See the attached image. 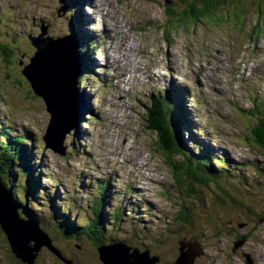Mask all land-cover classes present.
I'll use <instances>...</instances> for the list:
<instances>
[{
	"label": "rangeland",
	"instance_id": "rangeland-1",
	"mask_svg": "<svg viewBox=\"0 0 264 264\" xmlns=\"http://www.w3.org/2000/svg\"><path fill=\"white\" fill-rule=\"evenodd\" d=\"M74 1L83 2L77 22L64 9L65 0H0V126L26 136L27 155L33 157L26 166L34 165L40 175L36 186L17 162L5 177L8 189L14 185L23 200L20 216L29 218L24 206L32 211L72 264H102L87 235L75 229L63 239L53 221L64 218L52 212L50 201L77 228L86 227L104 191L100 234L150 251V257H160L156 264H177L182 250H201L190 264H264V149L252 134V115L262 111L264 99V1L241 0L247 18L235 19L229 4L230 11H221L224 20L187 26L177 21L187 6L182 0ZM95 1L101 7L90 11ZM44 28L53 40L79 38L82 29L86 42L101 41L87 53L82 52L86 45L75 42L80 59L89 64L78 79L87 112L64 142L66 156L46 148L43 137L51 117L22 75L36 51L28 35L37 37ZM175 89L190 94L184 104L186 120L195 122L194 138L230 164L226 172L214 162L224 174L218 183L186 176V183L178 184L156 136L146 129L154 98ZM191 135L183 134L185 146L198 154ZM176 161L185 163L184 157ZM183 169L188 171L186 163ZM184 204L193 207V215ZM118 210L121 225L116 227ZM0 264H21L1 229ZM35 264L63 263L43 248Z\"/></svg>",
	"mask_w": 264,
	"mask_h": 264
},
{
	"label": "trees",
	"instance_id": "trees-1",
	"mask_svg": "<svg viewBox=\"0 0 264 264\" xmlns=\"http://www.w3.org/2000/svg\"><path fill=\"white\" fill-rule=\"evenodd\" d=\"M263 1L264 0H258V2ZM182 2L187 6L186 9L182 12V18L177 21L179 24L185 26L190 23L196 24L197 22H201L202 20H224L223 17L225 14H223L221 11H230L229 4L234 6L232 8H234L235 19H239L241 16H243L242 18H247V16L250 14L249 12H244L245 4L241 2V0H182ZM252 5L254 6V4ZM69 11H74L72 9V6ZM169 12L174 11L169 10ZM173 14L175 16H178V14ZM255 27L257 28V26ZM87 49V47L84 48L82 52L87 53ZM85 65L89 64H86V59L84 64L83 59L84 68H86ZM81 86L83 88L85 87L84 81H81ZM179 93L180 91H177V89H175L173 93L171 91L168 92L167 95H163L162 97L158 96L154 98V103L146 114V129L148 132L156 136L157 147L158 149H161L162 154L166 158V164L172 170L173 177L178 184L183 186L184 183H186L187 177L189 178L190 176L193 178H198L199 181H215L216 183H218L217 178H219L220 176H224V174L222 171L215 169L214 162H221L225 171L230 170L227 168L230 166V164L227 159L213 154V151L207 149L205 145L197 141V138H194L197 137V134L193 133L194 128L192 127V125H195V122L193 119H188V121L186 120L187 109ZM259 109H262V111L256 110V112H254V114L252 115L253 119H255L256 121L255 125L252 126V134L256 139L255 143L257 144V146L263 147L264 149V99L262 100ZM250 113L252 114L253 112ZM4 131L5 130L0 126L1 178L5 181V177H8L12 173L11 170L13 169V166L17 165V162H20L18 164L22 163V167H20L21 171L27 175V178L32 181L33 184L35 183L36 186H39V183L34 180V178L39 180L40 175L38 178L35 175V170H33L34 165L28 164L26 166L27 161L30 160L31 162L33 158L31 157V153H29V156L27 155V147L24 145L26 141H28V139L24 135L15 136L11 133V131ZM185 132H189L190 134H192L191 136L193 137V143L198 146L200 150L198 154H195L190 149L188 151V149L186 148L183 138V134ZM24 155H27V160L24 159ZM179 157H184L188 171L183 169L185 163L180 165L179 162L176 161V159ZM30 165L31 167L28 170V167ZM182 170L184 171L182 172ZM103 188V190H105V187ZM10 192L12 194L14 204L17 206V208H19L20 205H24L23 200L15 191L14 185ZM103 193H101L100 195L101 199L96 200L94 202L95 219H92L86 227L81 226L79 224V227L77 228L75 224L70 219H68L70 218V216H63L65 213H63V215L60 214V209L58 210L59 206L55 204L54 200L50 201L52 212L55 214H59L64 218V220L59 221L58 223L53 221L54 228L58 229L61 232V234L64 236V238L62 237L64 240L65 238L68 239L72 237L73 231L75 233V229H77L76 232H79L83 235H87L97 247V249H99L103 245H123V243H117L114 239L110 240L114 241L115 243L110 244L111 241L106 239V236H104V234H100L103 232V226L105 221V214L103 213L104 208L102 206V203H104ZM24 208L25 212L27 213V216L38 222L35 217V214L29 209H27L25 206ZM192 208L193 207L186 208V205L184 204V210L186 209L189 214L193 215ZM119 218L121 217L118 210L115 213L114 217V225H116V227L121 225Z\"/></svg>",
	"mask_w": 264,
	"mask_h": 264
},
{
	"label": "water",
	"instance_id": "water-1",
	"mask_svg": "<svg viewBox=\"0 0 264 264\" xmlns=\"http://www.w3.org/2000/svg\"><path fill=\"white\" fill-rule=\"evenodd\" d=\"M36 49L30 63L22 70L34 95L44 101L50 122L43 141L47 149L66 156L64 142L80 123L83 106L78 94V79L82 69L80 56L73 40L68 37L53 40L46 31L31 38ZM23 66V64H20ZM0 229L6 236L11 253L21 264H35L43 248H47L63 264H72L54 247L49 236L38 223L27 222L17 211L12 194L0 176ZM239 245V244H238ZM237 245V246H238ZM177 264H190L200 253L181 251ZM102 264H156L159 258L149 252L140 253L126 245H104L98 249Z\"/></svg>",
	"mask_w": 264,
	"mask_h": 264
},
{
	"label": "bare ground",
	"instance_id": "bare-ground-1",
	"mask_svg": "<svg viewBox=\"0 0 264 264\" xmlns=\"http://www.w3.org/2000/svg\"><path fill=\"white\" fill-rule=\"evenodd\" d=\"M73 1H74V0H73ZM74 2H75V1H74ZM76 3L79 4V6H81V5L83 4L82 1H81L80 3H79V2H76ZM90 3H92V1H91ZM80 4H81V5H80ZM93 5L96 6L97 8H100V7H101V6L98 5L97 2L95 1V2H93V4H90V11H91V7H92ZM86 7H87V6H86ZM78 10H79V8H78ZM101 11L103 12V10H101ZM90 14H91V13H90ZM92 19H94V17H93ZM92 19H91V20H92ZM94 20H95V19H94ZM89 23H90V22H89ZM91 23H92V22H91ZM82 35H83L82 33H81L80 35H78L79 38H85V37H82ZM99 36H100V35H99ZM85 39H86V38H85ZM100 42H101V41H100ZM81 43H82L83 45H86V40H81ZM94 44H98V43H94ZM94 44H93V45H94ZM99 44H100V43H99ZM201 55H202V54H201ZM91 56H92V53H91ZM174 56H175V55H174ZM170 57H171V56H170ZM110 62H111V57L108 56V63H110ZM86 63H87V60H86ZM84 64H85V62H84ZM87 64H88V63H87ZM81 72H82V71H80V74H81ZM172 75H173V74H172ZM177 76H179V75H177ZM177 76H176V77H177ZM171 78H172V76H171ZM78 94H79V91H78ZM189 95H190V94L188 93V94H187V97H184L182 100H183L184 102H186V101H185V98H187V101H189V98H188ZM79 96L81 97V94H79ZM89 97H90V96H89ZM92 97H93V96H92ZM152 98H154V97L152 96ZM94 99H95V98H94ZM191 100H192V99H191ZM93 101H94V100H93ZM192 101H193V100H192ZM82 105H83V104H82ZM68 136H69V135H68ZM68 136H67V137H68ZM2 180H3V179H2ZM3 181H4V180H3ZM23 219H24V218H23ZM29 219H30V218L25 219V220H26L27 222H29ZM34 222H35V221H34ZM36 224H37V222H36ZM38 226H39V224H38ZM40 230H41V229H40ZM115 245H119V244H115ZM121 245H122V244H120L119 246H121ZM123 245H124V244H123ZM108 246L111 247V246H113V245H108ZM133 250H134V249H133ZM135 250H137V249H135ZM199 250H200V248H199ZM138 251H139L140 253H146V252H147V251L141 252L140 250H138ZM196 253H197V252H196ZM198 253H199V252H198ZM200 253H201V250H200Z\"/></svg>",
	"mask_w": 264,
	"mask_h": 264
}]
</instances>
